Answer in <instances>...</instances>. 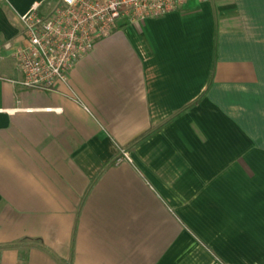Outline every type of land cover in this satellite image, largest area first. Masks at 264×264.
I'll list each match as a JSON object with an SVG mask.
<instances>
[{"label": "crops", "instance_id": "crops-1", "mask_svg": "<svg viewBox=\"0 0 264 264\" xmlns=\"http://www.w3.org/2000/svg\"><path fill=\"white\" fill-rule=\"evenodd\" d=\"M34 1L0 0V264H264V0L122 21L54 91L17 82Z\"/></svg>", "mask_w": 264, "mask_h": 264}, {"label": "built area", "instance_id": "built-area-1", "mask_svg": "<svg viewBox=\"0 0 264 264\" xmlns=\"http://www.w3.org/2000/svg\"><path fill=\"white\" fill-rule=\"evenodd\" d=\"M189 0H35L20 14L23 43L14 52L26 88L54 91L76 62L122 21L139 25L184 8ZM130 160L121 150L118 158Z\"/></svg>", "mask_w": 264, "mask_h": 264}]
</instances>
